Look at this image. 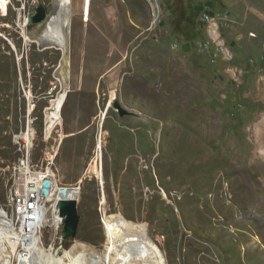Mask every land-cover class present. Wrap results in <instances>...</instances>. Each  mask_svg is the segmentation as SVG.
Segmentation results:
<instances>
[{
	"label": "rangeland",
	"instance_id": "374dc122",
	"mask_svg": "<svg viewBox=\"0 0 264 264\" xmlns=\"http://www.w3.org/2000/svg\"><path fill=\"white\" fill-rule=\"evenodd\" d=\"M52 3L0 0V206L29 130L33 162L80 188L76 234L60 244L46 229L45 249L100 264L105 217L122 214L167 264H264V0H92L88 23L72 22L69 97L47 138L64 53L34 40L32 18Z\"/></svg>",
	"mask_w": 264,
	"mask_h": 264
},
{
	"label": "bare ground",
	"instance_id": "6f19581e",
	"mask_svg": "<svg viewBox=\"0 0 264 264\" xmlns=\"http://www.w3.org/2000/svg\"><path fill=\"white\" fill-rule=\"evenodd\" d=\"M91 2L92 0H85L83 13L74 16L72 14L73 0H53V11L48 16L46 15L47 17L41 21L42 23L39 22L41 24L34 31V36L32 35L34 40L44 49H58L64 53L57 72V77L63 84V91L51 101V108H48L47 138L51 136L58 125L63 124L62 111L70 90L71 64L66 53L70 47L72 22L75 17L83 18L85 22L90 19L89 8ZM28 23L29 19H26L24 25L22 24L24 26L22 28H25ZM115 100H117V95L114 93L110 103ZM26 136L30 142L33 141L34 133L29 131ZM97 149V158L101 160L102 141H99ZM92 172L98 175L100 183L103 184V172L100 168L96 169L95 163L92 165ZM51 173V168H48L44 174L51 175L50 177L53 180L54 199L52 208L54 209L55 221H58L57 211L60 208V202L66 196L62 194V187L57 185ZM69 188L71 192L69 197L78 201L80 188ZM101 204H107L105 196L102 198ZM105 210H107L106 207ZM104 222L106 225V248L99 257H96V261L94 259L92 261L100 264H167L162 250L142 226L128 220L122 214L106 215ZM16 225L17 223L10 216L9 211L0 206V264H84L86 262L88 255L84 253L74 255L72 251H67L63 256H59L53 252V249L47 251L42 243L38 226L30 227V232H28L26 223L24 228H18V231ZM19 246L24 251L23 253L17 252Z\"/></svg>",
	"mask_w": 264,
	"mask_h": 264
},
{
	"label": "built area",
	"instance_id": "2783aa9c",
	"mask_svg": "<svg viewBox=\"0 0 264 264\" xmlns=\"http://www.w3.org/2000/svg\"><path fill=\"white\" fill-rule=\"evenodd\" d=\"M210 20L209 17H206ZM25 134L15 137L16 146L20 154L19 162L13 165V177L9 188V207L12 213V218L16 221L18 228H24V224L29 228L38 226L39 231L46 229L53 230L54 238L63 243L65 237L60 229L64 227L65 217L62 216L60 208L58 209V221H55L54 209L52 203L54 199L53 180L44 174L46 170L39 164H35L32 160V141L30 142ZM46 179L52 181V186L49 189V195L43 196V182ZM47 250V249H46ZM51 250V249H49ZM48 251V250H47Z\"/></svg>",
	"mask_w": 264,
	"mask_h": 264
},
{
	"label": "water",
	"instance_id": "95a60500",
	"mask_svg": "<svg viewBox=\"0 0 264 264\" xmlns=\"http://www.w3.org/2000/svg\"><path fill=\"white\" fill-rule=\"evenodd\" d=\"M37 12L38 14L36 16H33L32 18L33 23H39L47 17L44 9H39ZM51 186L52 181L50 179L44 180L41 194L43 196H48ZM61 192L66 196V198L62 199V201L60 202V211L62 216L65 217L63 233L65 238H69L76 234L80 223L78 201L75 198L69 197L71 194L69 187H63Z\"/></svg>",
	"mask_w": 264,
	"mask_h": 264
},
{
	"label": "crops",
	"instance_id": "0c3cea01",
	"mask_svg": "<svg viewBox=\"0 0 264 264\" xmlns=\"http://www.w3.org/2000/svg\"><path fill=\"white\" fill-rule=\"evenodd\" d=\"M91 5H92V2H91ZM91 5H90V8H89L90 18H91ZM109 15H110V13H109ZM85 23H88V22H85ZM68 97H69V93L67 94V97H66V100H65V103H64V107H65V104H66V102L68 100ZM42 101H43V99H42L41 96L39 98H37V100H34L33 97H32L31 108L34 107L33 106L34 104H42ZM51 103H50V106H51ZM64 107H63V109H64ZM62 119H63V111H62Z\"/></svg>",
	"mask_w": 264,
	"mask_h": 264
}]
</instances>
